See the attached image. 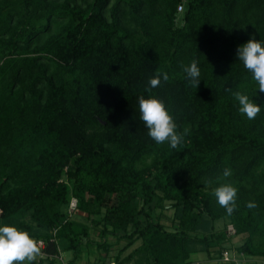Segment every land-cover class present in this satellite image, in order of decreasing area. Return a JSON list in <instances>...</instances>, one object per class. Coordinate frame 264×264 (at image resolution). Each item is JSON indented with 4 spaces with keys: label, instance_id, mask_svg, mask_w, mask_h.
Returning <instances> with one entry per match:
<instances>
[{
    "label": "trees",
    "instance_id": "trees-1",
    "mask_svg": "<svg viewBox=\"0 0 264 264\" xmlns=\"http://www.w3.org/2000/svg\"><path fill=\"white\" fill-rule=\"evenodd\" d=\"M249 38L264 43V0H0V226L42 241L44 264L122 240L114 264H186L199 247L234 264L229 224L244 237L235 250L264 257V93L236 57ZM193 59L196 89L181 68ZM157 70L169 80L146 91ZM235 91L261 107L255 119ZM140 96L188 129L178 148L148 136ZM224 183L237 189L231 216L211 194ZM73 198L101 215L100 241L69 217ZM165 200L175 230L157 212Z\"/></svg>",
    "mask_w": 264,
    "mask_h": 264
},
{
    "label": "clouds",
    "instance_id": "clouds-1",
    "mask_svg": "<svg viewBox=\"0 0 264 264\" xmlns=\"http://www.w3.org/2000/svg\"><path fill=\"white\" fill-rule=\"evenodd\" d=\"M236 57L251 73L252 80L258 85L257 89L264 93V43L249 38L247 42L237 47ZM181 68L185 79L196 89L200 83L198 62L193 59L187 65L182 63ZM161 79L167 82L169 75L157 70L149 79L150 87L146 91L159 87ZM227 91H231V89H227ZM232 95L238 101L239 113L245 115L249 120L255 119L260 114L261 107L246 94L235 91ZM138 104L139 118L147 128L148 136L157 144L167 143L172 149L178 148L188 134V129L185 128L183 132L177 130V124L164 102L155 97L145 99L140 96ZM231 174L229 168H224L223 177L227 178ZM206 183L210 185L212 181L209 180ZM211 194L215 197L217 204L226 210V214L231 216L236 210L237 189L231 184L224 183L215 187ZM247 206L251 208L256 205L249 202ZM41 254V248L29 233L14 226H0V264H36L37 258Z\"/></svg>",
    "mask_w": 264,
    "mask_h": 264
},
{
    "label": "rangeland",
    "instance_id": "rangeland-1",
    "mask_svg": "<svg viewBox=\"0 0 264 264\" xmlns=\"http://www.w3.org/2000/svg\"><path fill=\"white\" fill-rule=\"evenodd\" d=\"M179 15H181V12H178V16ZM177 22L178 24H181V19H179V17L177 19ZM170 204H171V201L165 200L163 202V207L158 208L157 212L161 215L160 220L164 224L165 228L167 230H175L177 227V221H175L174 219V213H173L174 209L170 207ZM108 205H110V203H104V205H102L101 211H103L104 208L107 207ZM67 212L70 215L69 217H72L76 220L82 221L89 225V239L94 240V241L101 240V238L99 237V230L101 229V226L96 227L92 225L91 223V219H98L101 215L91 214V216H89L87 215V213L79 211L77 208L74 210H70L69 207L67 208ZM225 223L226 222L224 219H219L213 222L212 229L213 230L221 229ZM230 226H231L230 224L227 226V233L231 237L229 245L232 247V250H234L230 254L232 255L231 257H233V261H234L233 263L234 264H264V257L246 255L240 251L235 250V246L239 245L243 241L244 237L241 234L236 235L232 233L231 232L232 230L229 229ZM108 240L113 242L115 239L113 236L110 235L108 237ZM140 242H141L140 239L135 240L134 243L129 248L121 252V257L127 255L133 248L138 246ZM125 243H126V240H122L121 242L117 244H113V246L110 248L107 254L105 253L103 249H96L91 246L88 252L84 254L83 259H81L77 264H95V262H97V260L99 259V256L105 257L104 254L107 255L105 257L106 258L105 264H114L113 257L115 256L117 251H119V249L123 247ZM71 255L72 253L70 251H64L60 253L59 257L57 258L55 257V258L58 260L59 264H62L65 261H67L71 257ZM48 259L49 258L46 257V255L42 253L41 256L37 258L36 264H44V262L46 263ZM217 263H221V260L219 259V257L215 255L214 252L209 254L205 252L204 250H200V247H199L198 252L193 253L190 256V259L187 261L186 264H217ZM126 264H133V263H126Z\"/></svg>",
    "mask_w": 264,
    "mask_h": 264
},
{
    "label": "built area",
    "instance_id": "built-area-1",
    "mask_svg": "<svg viewBox=\"0 0 264 264\" xmlns=\"http://www.w3.org/2000/svg\"><path fill=\"white\" fill-rule=\"evenodd\" d=\"M181 8H182V4H180L178 6V10H181ZM69 209L70 210L76 209V199H74V198L71 199L70 204H69ZM229 229L232 230L231 231L232 233H234V229H233L232 226H230ZM231 232H230V234H231ZM37 243H38L39 247H43V242L42 241H38ZM222 255H223L222 256L223 261H230L231 260V257H230V255H229V253L227 251H224ZM62 264H66V263L64 262Z\"/></svg>",
    "mask_w": 264,
    "mask_h": 264
},
{
    "label": "crops",
    "instance_id": "crops-1",
    "mask_svg": "<svg viewBox=\"0 0 264 264\" xmlns=\"http://www.w3.org/2000/svg\"><path fill=\"white\" fill-rule=\"evenodd\" d=\"M83 259V258H82Z\"/></svg>",
    "mask_w": 264,
    "mask_h": 264
}]
</instances>
